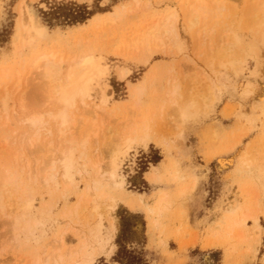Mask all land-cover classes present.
<instances>
[{"label": "rangeland", "instance_id": "obj_1", "mask_svg": "<svg viewBox=\"0 0 264 264\" xmlns=\"http://www.w3.org/2000/svg\"><path fill=\"white\" fill-rule=\"evenodd\" d=\"M21 1L0 0V105L7 99L10 109L9 114H4V104L0 106V160L4 161L0 166L17 171L21 179L28 182L26 172L30 169L25 168L27 161L23 159H30L32 169L35 166L33 163H36L34 158L31 159L34 156L27 152L28 149L20 147L18 141L23 129L17 123L19 117L12 108L15 106L16 97H19L18 94L23 90L25 93L31 92L39 83L35 80L38 78L37 73L29 68L30 62L44 52H58L63 57L66 56L65 52H69V59L87 54L102 56L105 58L104 63L111 68L108 82L112 87L113 97L106 108L109 112L114 110L111 131L116 128L117 123L121 124L127 118L128 108L136 100V96L132 95L133 88L143 85L142 109L148 108L150 111L149 122L152 126L149 146L145 148L140 143L135 146L124 162L121 175L126 178L125 169L137 154L147 156L152 165L143 174L133 172L129 182L126 179L125 189L116 191L104 180L95 177L96 168L93 167L100 159L99 156L103 157L101 161L104 159L106 162L105 157L109 160L110 156L107 154L112 148L110 138H106L109 143L101 135L95 137L88 143V148H80L76 152V166L80 165L76 169L85 170L87 175L99 180L100 189L115 199L114 202L108 200L101 204L100 209L103 210V234L105 237L114 235L118 249L111 256L99 254L94 264H264V171L254 167L259 160L256 159L257 156H252V153L249 157L252 167H240V157L246 146L251 143L248 146L250 148L252 144L258 143L257 138H245L243 143L236 144L238 134L232 135L231 132L238 126L232 114L233 104L229 100V92L225 89L220 94L221 101L216 103L212 110L208 111L204 106L203 97L195 90L197 86L203 85L201 79L191 82L185 75L188 67H198L200 72L204 73L206 63L203 57L201 61L195 59L192 64L185 57L186 54L174 58L170 54L156 51L151 43L146 42V30H150L165 13L176 10L180 14L178 31L184 49L191 55L195 54L199 41L195 36L198 27L192 28L186 22V2L194 3L195 0H139L141 4L138 5L134 0H24L28 13L34 16L39 26L46 29V36L37 37L29 47L26 35L23 36L21 31V22L26 20L27 16L26 14L24 17L21 10L19 11ZM242 9L244 12L240 14H243L244 18L237 16V19H234L241 22L239 33L247 34V17L244 15L246 7ZM110 12L113 17L102 16ZM229 17L232 15L228 14L227 18ZM146 57H150L148 62ZM68 65V61L62 63L64 71ZM120 66L132 71L128 81L122 82L118 78L117 69ZM17 79L22 80L19 92L12 88ZM173 79L180 85V94L185 102L193 103L190 108L193 118L189 119L184 130H181V140L177 142H170L167 134L169 127L174 129L172 121L165 116L170 109L169 105H166L163 117L160 116L161 105L165 102L164 94L172 88ZM221 81L225 82L226 77L222 76ZM191 86L198 95H195L198 103L191 100ZM7 87L12 89L11 96H7ZM93 100L99 103L96 92L93 94ZM165 122L169 125L162 129ZM216 130L220 133L219 137L215 135ZM111 134L108 137L116 138ZM102 143L108 144L103 146ZM82 150L85 154L83 157L80 156ZM96 151L97 155L100 154L97 157L94 155ZM16 153H19V156L15 157ZM22 154L24 156H20ZM153 167H156L159 176L161 175L154 181L149 173ZM76 180L77 187H70L66 191L61 177H58V188L52 185L45 187L40 181H34L32 217L43 224L33 226L32 236L23 232L14 233L11 219L0 217V264H42L50 255L52 245L48 244L68 227L81 230L78 234L68 233L65 245L73 254L72 257H77L75 251L80 248L82 239L88 236V228L82 209L70 217L68 215L85 190V183L80 175L77 174ZM197 190H200V193H196ZM165 194L167 198L161 214L158 207ZM257 196L261 198V206L257 205ZM195 198L203 200L201 231L194 230L189 223L187 204ZM113 203L116 204V210L111 216L108 214V207ZM248 209L259 217L261 229L254 231L256 226L251 219L247 227L230 233L227 225ZM224 216L227 217V225L221 221ZM156 218H159L160 225L155 224ZM113 222L118 226L117 232L113 230ZM142 227L148 233L149 242L146 235L142 237ZM241 232L248 236L247 239L239 237ZM15 235L18 241L13 243L12 238ZM198 244L203 253L198 249L189 253L190 249Z\"/></svg>", "mask_w": 264, "mask_h": 264}, {"label": "bare ground", "instance_id": "obj_2", "mask_svg": "<svg viewBox=\"0 0 264 264\" xmlns=\"http://www.w3.org/2000/svg\"><path fill=\"white\" fill-rule=\"evenodd\" d=\"M134 1L137 5L141 4L139 0ZM187 2L186 22L192 28L198 27L195 36L199 41L197 40L198 45L197 47L195 46L194 56L185 51L184 43L180 39L178 31L180 14L176 10L168 11L161 16L150 30H146V42L148 44L151 43L156 51L166 55L170 54L174 58L186 54L185 57L192 64L195 59L197 61L200 59L201 61V58H204V63H206L204 65L205 72H200V69L194 66V68L189 69V67L187 68L188 65H186V78L191 82L201 79L203 85L201 87L197 86L195 90H197V94L203 97L204 106L208 111L212 110L213 106L221 101L220 94L223 93L224 89L229 92V100L233 104L232 114L238 126L231 132L232 135L238 134L236 144L243 143L245 138H252V140L257 138L258 141V143L252 144L250 148L248 146L251 143L246 146V150L240 157V167L251 166L249 157H251L250 154L252 153V156H257L256 159L259 160L254 167L264 171V145H261L264 144V0H195L194 3ZM20 3L19 11L21 10L24 17L27 14L26 20L21 22V31L24 33L23 36L26 35L27 46L29 47L37 37L46 36V29L39 26L34 16L28 13L24 0ZM242 7H246V14L244 15L247 17V34L244 32L239 33L241 22L236 20L237 16L244 18L243 14H240L244 12V9L241 10ZM228 14L232 15V17L227 18ZM110 15L112 16L113 13L102 14V16ZM67 54L65 52L66 56L63 57L58 52H44L34 58L30 62L31 65L29 64L31 66L29 68L37 73L38 78L35 80L39 83L34 86L31 92L25 93L23 90L20 95L18 94L19 97H16L15 106H12V108L19 117L17 123L23 129L18 141L21 144L19 146L25 150L28 149L27 152L30 153V156H34L30 158H34L36 163H33L35 166L32 169L30 159H23V161H27L24 164L27 167H24L30 169L26 172L28 182L22 180L17 171L0 166V217L11 219L10 224L13 231H15L14 233L23 232L32 236L34 234L33 226L38 227L43 224L32 217L34 201L32 189L35 188H33L34 181H40L45 187L52 185L58 188V177H61L64 190L66 191L70 187L73 188L78 185L76 180L78 174L85 183V190L78 197L73 211L67 214L70 217V215L76 214L82 209L88 228V236L82 239L80 248L75 251L77 257L73 258L70 249L65 248L68 233L78 234L81 230L74 227L62 230L53 238L52 244H48V246L52 245L48 256L49 259L46 257V261L42 262V264H51L52 262V264H94L99 254L111 256L118 249L114 242V235L105 237L103 234V210L100 209L101 204L106 203L108 200L114 202L115 199L100 189V181L95 177L101 178L116 191L125 189L126 178L121 175L124 162L139 143L148 148L152 125L149 122V109L146 108L144 109L145 111L142 109L143 85L134 86L132 95L136 96V100L132 105L130 104L127 118L121 124L117 123L116 128L111 131V121L115 117L114 110L109 112L106 109L113 97L112 87L108 82L111 71L110 66L104 63L105 58L102 56L87 54L69 59L67 57L69 54ZM145 60L148 62L150 57H146ZM66 61L70 65L64 71L62 63ZM117 72L118 78L122 82L128 81V78L132 75V71L123 66H120ZM6 75L8 76V74ZM222 76L226 77L225 82L221 81ZM21 81L18 80L13 84L12 88L19 92L22 86ZM25 81L28 82V80ZM171 84L172 88H169L164 94L165 102L161 105L160 116L163 117L162 114L165 107L169 105L170 109L168 112L166 111L167 114L165 116L172 121L174 129L171 130L169 127L167 134L170 142H177L181 140L179 138L181 130H184L188 120L193 118V115L190 114V108L193 103L185 102L180 94V85L174 79ZM128 86L132 85L128 84ZM5 90L7 91V96H11L12 89L7 87ZM190 91L191 100L195 103L197 101L195 100V95L197 94L194 93L193 87ZM95 92L99 98V103L93 100ZM1 103L4 104L2 106L4 114H9L10 109L7 105V99ZM11 114H13V111ZM167 123L162 126V129L165 128V125H169ZM111 133L116 138L108 137ZM112 134L111 136H113ZM100 135L105 138L106 142H109L106 138H110L111 143H109L112 148H110V152L109 147L111 145L108 147L109 154L107 155L110 157H108V161L107 157H105L106 162L104 159L100 160L103 157L101 158L100 154L97 155L98 150L96 154L94 153L100 159H98L96 164L94 163L93 167L96 168L95 177H91L86 174L87 171L76 169L79 164L76 166L77 159L75 155L80 148L84 150L91 139H95V137ZM215 135L219 137L220 133L218 130L215 131ZM107 144H103V146H107ZM19 149L18 151H20ZM83 150L80 156H85ZM3 152L2 154L6 155ZM18 154L16 153L14 156L17 157ZM24 154L20 156H24ZM96 157L95 159H97ZM3 162L0 160V164ZM149 173L153 181L161 176H159L156 167H153L152 172ZM193 187L195 188V185ZM165 198H167V194L164 195L158 207L161 214L166 201ZM259 198L257 196L256 201L257 205L261 206ZM115 210L116 204L113 203L108 207V214L112 216ZM105 212L107 213V211ZM151 212L154 213V210L151 209ZM225 218L227 217L221 218V221L227 225L228 222ZM158 219H155L156 225H160ZM251 219L255 222L254 231H259L261 229L259 217L248 209L246 213L235 219L233 223L227 225L229 232L234 233L238 229L247 227ZM112 224L114 232H117L118 226L115 222ZM239 237L244 240L248 236L241 232ZM14 241H18L16 235L12 238L13 243ZM49 261L52 262L50 263Z\"/></svg>", "mask_w": 264, "mask_h": 264}, {"label": "crops", "instance_id": "obj_3", "mask_svg": "<svg viewBox=\"0 0 264 264\" xmlns=\"http://www.w3.org/2000/svg\"><path fill=\"white\" fill-rule=\"evenodd\" d=\"M196 193H200V190H197ZM187 208H188L189 223H190L191 227L194 230H198V231L200 230L201 231V223L203 224V200H199V199L195 198L187 204ZM141 234H142V237H144V235H146L147 238L146 237L145 238L149 242L148 233L144 228L141 230ZM169 246L170 245L168 242V247ZM196 249H198V251H201V253H203V250L201 249L199 244L194 246L193 248H191L189 253L191 251H195Z\"/></svg>", "mask_w": 264, "mask_h": 264}, {"label": "built area", "instance_id": "obj_4", "mask_svg": "<svg viewBox=\"0 0 264 264\" xmlns=\"http://www.w3.org/2000/svg\"><path fill=\"white\" fill-rule=\"evenodd\" d=\"M152 164L148 161L147 156H142V154H137L134 157L133 162L128 164V167L125 169L126 173V179L127 181L130 178V175L134 173L141 172L142 174L150 168ZM143 176V175H142ZM129 182V181H128ZM130 186V183H128Z\"/></svg>", "mask_w": 264, "mask_h": 264}, {"label": "trees", "instance_id": "obj_5", "mask_svg": "<svg viewBox=\"0 0 264 264\" xmlns=\"http://www.w3.org/2000/svg\"><path fill=\"white\" fill-rule=\"evenodd\" d=\"M92 16H94V14H93ZM92 16H91V17H92ZM91 17H90V18H91ZM90 18H89V19H90Z\"/></svg>", "mask_w": 264, "mask_h": 264}]
</instances>
